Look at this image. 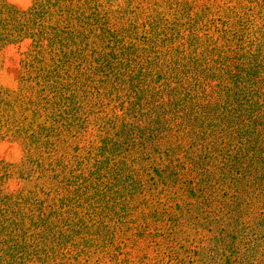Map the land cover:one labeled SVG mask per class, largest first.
I'll return each mask as SVG.
<instances>
[{"label":"trees","instance_id":"1","mask_svg":"<svg viewBox=\"0 0 264 264\" xmlns=\"http://www.w3.org/2000/svg\"><path fill=\"white\" fill-rule=\"evenodd\" d=\"M28 13L19 85L0 89V139L25 149L26 181L43 178L39 219L67 215L39 236L76 235L71 204L90 190L79 183L96 179L105 196L109 177L115 206L149 193L144 235L172 233L180 194L226 260L264 256V0H33ZM86 147L103 165L83 163ZM28 190L12 203L19 236ZM13 199L0 193V250Z\"/></svg>","mask_w":264,"mask_h":264},{"label":"rangeland","instance_id":"2","mask_svg":"<svg viewBox=\"0 0 264 264\" xmlns=\"http://www.w3.org/2000/svg\"><path fill=\"white\" fill-rule=\"evenodd\" d=\"M32 5L33 0H0V89L15 90L19 85L22 62L32 44V37L24 35V27L28 26L30 15L28 11ZM95 150L86 147L78 152L79 158L91 169L103 165L95 164L99 159ZM87 151H90L89 155ZM25 160V149L19 141L10 136L0 139V193L15 198L9 201V208L6 204L7 211L13 210L12 203L22 199V193L28 189L32 193L28 190L31 195L28 196L33 202L31 212L20 223L25 227L20 236L16 230L19 219L13 213L16 209L11 213V221L8 223L12 232L9 234L7 231L9 235L3 236L6 247L0 250V259H3L4 264H179L181 261L186 264H235L237 261L235 256L226 260L222 254V244L210 240L213 233L209 232L212 230L208 228L210 225L204 221L202 213L188 211L196 215L194 219L188 218L184 209L185 197L180 194L177 196L178 222L172 233L163 239L155 236L151 230H147L144 235L145 218L151 206L150 202L145 204V200L150 198L149 193H143L140 198L128 195L123 210L124 206H115L110 190L106 189L109 177L100 178L98 182V189L106 191L105 196L93 194V187L97 186L96 179L90 181L88 178L86 182L79 183V188H90L89 198L82 196L80 202L74 201L71 206L83 217L85 226H75L78 233L71 235V239L66 242L60 239L59 245H56L52 237H40L39 229L42 224H54V221L62 225L64 222L60 220L67 215L53 211V216H48V219H39L41 211L45 209L39 205L46 197V191H43L44 187L39 183L43 178L37 177L38 173L35 172L29 177L31 182L26 181L28 176L24 174L26 166H23ZM97 174H103V170ZM156 225L161 232L162 225ZM1 227H5L4 223H0ZM13 242L17 249H7ZM239 247L243 249L242 241ZM259 249L263 250L262 247ZM252 264H264V256L256 255Z\"/></svg>","mask_w":264,"mask_h":264}]
</instances>
